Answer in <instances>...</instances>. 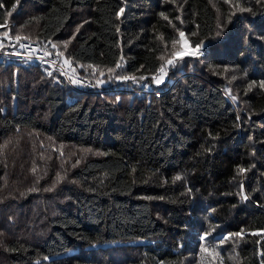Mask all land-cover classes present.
<instances>
[{
	"label": "trees",
	"instance_id": "trees-1",
	"mask_svg": "<svg viewBox=\"0 0 264 264\" xmlns=\"http://www.w3.org/2000/svg\"><path fill=\"white\" fill-rule=\"evenodd\" d=\"M5 33L84 83L0 56V264H264V0H0Z\"/></svg>",
	"mask_w": 264,
	"mask_h": 264
},
{
	"label": "bare ground",
	"instance_id": "bare-ground-1",
	"mask_svg": "<svg viewBox=\"0 0 264 264\" xmlns=\"http://www.w3.org/2000/svg\"><path fill=\"white\" fill-rule=\"evenodd\" d=\"M6 47V49H4ZM199 50L198 56L208 54L204 47H196ZM0 56L15 62H31L50 68L48 60H57L52 58L44 51L41 45L34 40L11 37L9 34H0Z\"/></svg>",
	"mask_w": 264,
	"mask_h": 264
},
{
	"label": "built area",
	"instance_id": "built-area-1",
	"mask_svg": "<svg viewBox=\"0 0 264 264\" xmlns=\"http://www.w3.org/2000/svg\"><path fill=\"white\" fill-rule=\"evenodd\" d=\"M50 68L60 71L70 84L84 83L82 77L77 74L75 69L68 66L63 60H48Z\"/></svg>",
	"mask_w": 264,
	"mask_h": 264
},
{
	"label": "rangeland",
	"instance_id": "rangeland-1",
	"mask_svg": "<svg viewBox=\"0 0 264 264\" xmlns=\"http://www.w3.org/2000/svg\"><path fill=\"white\" fill-rule=\"evenodd\" d=\"M149 21L150 20H148V19L145 20L144 21L145 22L144 25L148 26ZM179 37H180V35H179ZM181 45H182V49L178 53H183L185 51H187V52H196L197 54L194 55V56H198L199 50L196 49V48L191 47L190 41H188L185 37H183V40L181 39ZM124 52L126 53L127 51H124ZM183 56H187V55H183ZM176 57H182V56H176ZM165 75H166L165 72H160L157 76L154 77L155 78V83L159 84V83L156 82L157 80H160V82L165 81L164 80ZM161 77H162V79H161Z\"/></svg>",
	"mask_w": 264,
	"mask_h": 264
},
{
	"label": "snow or ice",
	"instance_id": "snow-or-ice-1",
	"mask_svg": "<svg viewBox=\"0 0 264 264\" xmlns=\"http://www.w3.org/2000/svg\"><path fill=\"white\" fill-rule=\"evenodd\" d=\"M121 11H123L122 9H121ZM5 36H7V33H5ZM180 37H181V39L183 40V37H184V33L183 32H180ZM16 40L17 41H19L20 40V37L19 36H17L16 37ZM53 47H55V45H53ZM62 54V53H61ZM197 53L196 52H187V51H185V52H183V53H174L173 55L174 56H183V55H196ZM65 63H69V61H65ZM168 63L169 64H173V60H169L168 61ZM117 67H119V65H117ZM164 71V69L163 68H161V72H163ZM101 75H103V73H101ZM161 79H162V77H161ZM157 83H160V80H157L156 81ZM233 99H235V97H233ZM33 171H35V169H33ZM240 171L241 172H243V171H245L244 169H240ZM177 179H179V177H177Z\"/></svg>",
	"mask_w": 264,
	"mask_h": 264
}]
</instances>
